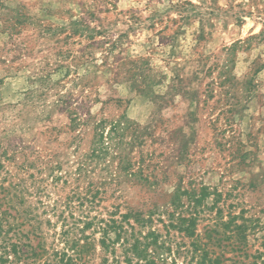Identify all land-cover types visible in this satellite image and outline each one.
<instances>
[{"label":"rangeland","instance_id":"1","mask_svg":"<svg viewBox=\"0 0 264 264\" xmlns=\"http://www.w3.org/2000/svg\"><path fill=\"white\" fill-rule=\"evenodd\" d=\"M100 119L117 134L90 158ZM0 162L50 220L47 246L60 212L167 208L204 185L219 197L198 229L223 264H264V0H0Z\"/></svg>","mask_w":264,"mask_h":264},{"label":"trees","instance_id":"2","mask_svg":"<svg viewBox=\"0 0 264 264\" xmlns=\"http://www.w3.org/2000/svg\"><path fill=\"white\" fill-rule=\"evenodd\" d=\"M80 119L76 116L71 120L78 125ZM104 120L100 119L96 125L90 158L101 159L114 144L119 122H110L104 140ZM124 164L127 167L128 164ZM2 167L0 162V169ZM129 174L142 177L137 171ZM141 179L152 184L146 176ZM29 188L21 181L15 183L10 180L6 185L3 180L0 181V264H176L181 256L184 264H223L222 253L213 248L212 234L198 229L204 208L212 209L218 202L219 196L211 202L207 199L213 193L208 186H200L197 192L193 188L176 186L167 208L159 209L153 205L145 211L124 203V212H120V206L115 205L107 217H89L88 212L76 217L69 214L72 219L69 222L60 212L57 219L63 227L58 233V240L63 246L59 249L45 243L43 226H50V220L43 218V212L38 213L37 206L31 205V202L25 204L26 199L22 195H30ZM98 193L102 192L96 189V195L88 199L89 207ZM36 203L43 204L40 201ZM79 203L81 205L82 201ZM68 205L69 201L66 202ZM217 211H220L219 207ZM219 219L216 216L208 220L200 229L219 232L224 227ZM158 222H161L162 228L157 226ZM79 223L82 225L79 226ZM256 226V221L253 224L248 221L250 229ZM89 228L92 231L85 233ZM243 228V222L239 223L232 233H236V229L243 231ZM242 231H237L239 240L243 237ZM97 232L98 238L95 236Z\"/></svg>","mask_w":264,"mask_h":264}]
</instances>
